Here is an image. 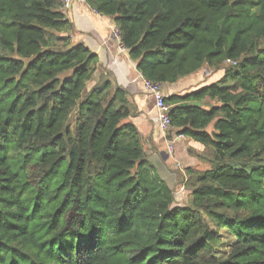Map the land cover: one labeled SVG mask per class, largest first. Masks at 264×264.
Instances as JSON below:
<instances>
[{"label": "trees", "instance_id": "1", "mask_svg": "<svg viewBox=\"0 0 264 264\" xmlns=\"http://www.w3.org/2000/svg\"><path fill=\"white\" fill-rule=\"evenodd\" d=\"M84 1L147 80L235 62L164 97L212 165L175 204L60 0H0V264H264V0Z\"/></svg>", "mask_w": 264, "mask_h": 264}, {"label": "crops", "instance_id": "2", "mask_svg": "<svg viewBox=\"0 0 264 264\" xmlns=\"http://www.w3.org/2000/svg\"><path fill=\"white\" fill-rule=\"evenodd\" d=\"M65 13L74 24L78 38L76 42L85 44L97 55L96 66L98 70L94 75L96 77L101 75L109 80L111 94L116 89H121L125 93L131 111L127 121L137 127L143 147L146 146L149 151L147 159L151 165L155 169L161 170L163 174L166 173L167 168L172 167L173 169V166L180 169L183 165L188 168L192 167L194 160H197V156L186 159L183 155V149L186 146V150L189 147L195 151H201L205 147L184 136L177 138L176 131L173 128L169 132L168 138H165L159 132L152 109V99L143 88L135 61L129 58L126 51H121L119 40L110 36V30L116 27L113 18L96 13L83 0L73 1ZM187 77L191 78L190 75ZM174 84L175 82L162 84L161 89L165 95L178 93ZM194 84L187 91L206 85H198V81ZM199 103H203V101L197 102V104ZM168 141L175 142L172 150L168 148ZM182 161L189 163H183ZM174 199L177 200L176 196H174Z\"/></svg>", "mask_w": 264, "mask_h": 264}, {"label": "rangeland", "instance_id": "3", "mask_svg": "<svg viewBox=\"0 0 264 264\" xmlns=\"http://www.w3.org/2000/svg\"><path fill=\"white\" fill-rule=\"evenodd\" d=\"M75 0H71V3H73ZM71 3L68 7H64L63 3H60L59 9L63 12L64 16L71 21V19L67 16L66 10L71 6ZM72 23V27L69 31H63L59 32L57 34H68L71 37V41L74 43L76 42L77 38V32L75 30L74 24ZM116 27H113L110 30V36L111 38H116ZM97 64V63H96ZM228 67L227 64H223L220 67L217 68H210L204 65L199 71L193 73L190 77H182L179 78L175 84L174 87L177 89L178 93H183L184 91H187L188 89L192 88L194 86V82L198 81L199 84H209L211 82L217 81L222 76L224 70ZM98 70V67L95 65V69L93 72V75L89 81L86 83V89H90L92 86L103 83L106 78L99 75L96 77L94 74H96ZM163 88V87H162ZM163 92V91H162ZM164 93V92H163ZM111 94V91H110ZM202 104V103H201ZM204 104L206 106H210L213 104L212 101H205ZM70 125L72 127L73 125V119L70 121ZM212 129V125L208 126V131ZM192 141V140H191ZM195 142V141H194ZM197 144L201 145L197 142ZM146 150V155L149 154V151L147 150V147H144ZM183 155L188 159L189 157H196L197 160H194V165L191 167H186L185 165H181V169L177 166H173L171 168L166 169V173H161V170L155 169L157 176L162 180L163 184L168 186L174 193V196H176L177 200H175V204L177 205H189L190 204V193L191 190L194 187V180L196 175L198 173L206 170V168H210L212 165V156L210 150L204 148L201 151H195L194 149H191L186 146L183 149ZM197 154V155H196ZM183 162V161H182ZM183 163H189V162H183ZM184 184V189H181V186ZM225 232V231H224ZM233 240V238L230 236V234H226L225 238L223 239V250L227 249L228 243H230Z\"/></svg>", "mask_w": 264, "mask_h": 264}, {"label": "built area", "instance_id": "4", "mask_svg": "<svg viewBox=\"0 0 264 264\" xmlns=\"http://www.w3.org/2000/svg\"><path fill=\"white\" fill-rule=\"evenodd\" d=\"M84 1V0H83ZM63 3L64 7H68L71 3V0H60V3ZM116 37L119 40V35H118V30L116 28ZM120 42V40H119ZM121 45V44H120ZM121 51H125L124 48L121 45ZM226 64H235L234 61L231 60H226ZM140 78L143 83V88L144 90L148 93V95L151 97L153 105L152 109L154 111V117H155V122L157 125V128L159 132L165 137L168 138V134L171 131L172 127L170 124V119H169V110L170 106L167 105L164 101V97L166 96L161 89V84L150 81L145 79L141 74ZM181 135H177V138H180ZM175 142L173 141H168V148L169 150L173 149V145ZM181 189H184V184L181 186Z\"/></svg>", "mask_w": 264, "mask_h": 264}, {"label": "water", "instance_id": "5", "mask_svg": "<svg viewBox=\"0 0 264 264\" xmlns=\"http://www.w3.org/2000/svg\"><path fill=\"white\" fill-rule=\"evenodd\" d=\"M195 104H197V103H195ZM197 105H199V106H200V105H201V103H199V104H197Z\"/></svg>", "mask_w": 264, "mask_h": 264}]
</instances>
